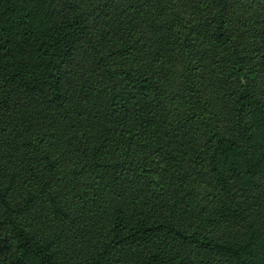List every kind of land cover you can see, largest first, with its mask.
Wrapping results in <instances>:
<instances>
[{
	"label": "trees",
	"instance_id": "trees-1",
	"mask_svg": "<svg viewBox=\"0 0 264 264\" xmlns=\"http://www.w3.org/2000/svg\"><path fill=\"white\" fill-rule=\"evenodd\" d=\"M0 264H264V0H0Z\"/></svg>",
	"mask_w": 264,
	"mask_h": 264
},
{
	"label": "rangeland",
	"instance_id": "rangeland-1",
	"mask_svg": "<svg viewBox=\"0 0 264 264\" xmlns=\"http://www.w3.org/2000/svg\"><path fill=\"white\" fill-rule=\"evenodd\" d=\"M205 190H206V188L204 186L199 187V189H198L199 195L201 196Z\"/></svg>",
	"mask_w": 264,
	"mask_h": 264
}]
</instances>
